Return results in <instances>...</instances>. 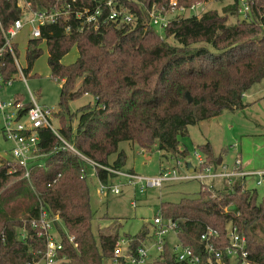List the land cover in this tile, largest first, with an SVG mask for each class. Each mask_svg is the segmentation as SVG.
<instances>
[{"label":"trees","instance_id":"1","mask_svg":"<svg viewBox=\"0 0 264 264\" xmlns=\"http://www.w3.org/2000/svg\"><path fill=\"white\" fill-rule=\"evenodd\" d=\"M28 1L34 10L67 8L56 22L40 27L39 38L28 39L23 73L40 56L44 40L50 76L60 83L54 118L59 133L74 150L51 130L41 128L40 151L47 160L33 166L28 177L11 157L0 158V264H41L45 239L30 222L42 211L54 219L62 243L58 264H106L113 259L119 234L117 230L94 234L96 213L90 205L86 162L81 155L95 163L97 179L107 186L116 174L106 168L122 170L125 164L119 142H130L147 152L156 148L163 157H185L186 149H180L179 143L189 125L224 110L244 108L245 92L264 79V0H245L250 4L248 19L239 17L240 0H229L222 12L212 8L199 16H174L163 28V37L150 23L149 9L152 4L167 9L170 0H114L131 14L129 23L103 20L107 12L103 0ZM194 1L177 3L189 6ZM97 5L103 10L97 27L75 15L79 7L93 10ZM22 16L16 0H0L3 27ZM73 46L77 58L63 64L61 59ZM6 62L8 76L15 67L10 57ZM82 95L90 96L93 103L70 112L68 103ZM197 148L205 164L217 166L209 142ZM112 154L116 156L111 161ZM239 181L221 190L201 185L194 197L161 202L158 214L175 220L177 239L203 256L200 234L207 227L219 232L221 249L227 243V226L234 227L246 238L248 259L264 264V195L259 197L256 189ZM149 235V228L143 226L138 234L126 237L135 248ZM155 262L187 264L175 260L167 243ZM222 262L238 264L227 255Z\"/></svg>","mask_w":264,"mask_h":264},{"label":"rangeland","instance_id":"2","mask_svg":"<svg viewBox=\"0 0 264 264\" xmlns=\"http://www.w3.org/2000/svg\"><path fill=\"white\" fill-rule=\"evenodd\" d=\"M229 0H213L209 2L208 9L215 8L222 12L223 7ZM233 18H230L231 22ZM159 37L164 36L162 28L154 26ZM29 39L28 28L25 27L14 39L19 43V60L23 67L25 62V46ZM41 54L34 61L30 71L23 76L16 77L6 89H0V98L3 100L12 99L14 96L22 95L25 101H30L29 92L39 105L58 107L60 83L51 78L47 63V49L44 42L40 44ZM78 52L75 46L63 56L61 62L69 64L77 58ZM93 103L90 96L82 95L68 103L70 112L86 103ZM243 102L246 106L235 111L224 110L221 114L199 121L187 127V134L180 138L179 148L186 149L185 157H175L173 154L162 156V152L153 148L146 151L132 145L130 142L121 141L118 150H123L125 154V164L121 168L123 171L132 172L142 177H152L158 175L163 170L175 169L177 175L187 173L186 163L189 162L196 168L195 173L200 171L199 161L195 156L198 153L201 157L204 154L197 148V145L209 142L213 155V160L221 158V164L211 167V172L229 173L235 170V162L238 159L240 167L246 172H257L264 170V79L254 84L243 95ZM54 127H58L56 118H51ZM72 128L76 124L75 118L72 120ZM10 143L0 137V158L10 157L8 149ZM115 154L110 156L114 160ZM47 158L42 161L45 163ZM180 164L177 165L176 161ZM86 183L89 187L90 205L95 211V218L92 221L94 234L97 236L98 230L108 232L118 231L119 238L127 239L126 235L138 234L143 226L149 228L150 235L146 242L152 243V221L158 214L161 202H177L183 197H194L199 192L201 185H212L214 189H223L226 185V177L199 179H181L165 181L160 187H145L142 192L139 186L128 182L123 176L116 175L108 180L107 186L102 187L95 174V167L92 163H85ZM259 176V175H258ZM257 175H247L245 177L235 176L233 181L240 180L248 189H256L259 197L264 195V181L257 184ZM213 180V181H212ZM117 186L118 193L111 190ZM118 238V239H119ZM168 245L172 246L176 242L174 233H169L166 237ZM151 249H154L153 247ZM106 264H117L109 260Z\"/></svg>","mask_w":264,"mask_h":264},{"label":"built area","instance_id":"3","mask_svg":"<svg viewBox=\"0 0 264 264\" xmlns=\"http://www.w3.org/2000/svg\"><path fill=\"white\" fill-rule=\"evenodd\" d=\"M74 1V0H72ZM213 0H195L189 6L178 5L177 0H170L169 7L162 9L156 7L154 4L149 9L150 23L153 26L164 28L169 19L174 16H199L202 12L208 9V4ZM215 1V0H214ZM17 6L23 12L22 18L15 19L9 26L3 27L0 22V89L10 85L12 81L19 75L26 78L23 73V66L19 60L18 42L14 39L25 27L28 28L29 38H39L41 36L40 27L45 24L56 22L58 17L64 10L51 7L49 9L34 10L31 9L30 1L16 0ZM103 6L106 7L107 12L103 18L111 20H121L129 23L132 21L130 13H126L123 9L118 7L114 0H103ZM117 6V8H116ZM250 11V4L245 0H240L237 12L242 19H248ZM103 10L100 5H97L93 10L87 6L79 7L75 11L77 17H83V21L97 27L100 21ZM68 29V27H66ZM44 41V40H43ZM16 44V47H15ZM11 58L15 67L14 72H10L7 76L6 61ZM30 101H25L23 98L14 96L12 99L3 100L0 98V137L4 141L10 143L8 154L14 162L21 166L25 171V176H29L30 169L37 165H43V159L46 153L40 151L39 145V129L48 128L56 137L63 143L64 146L74 150L59 133L58 127H54L51 123V118L57 111L56 106H43L34 101L32 93L29 92ZM199 161L200 171L195 173L187 169L185 175H177L175 169L163 170L158 175L152 177H142L138 174L127 172L123 170H114L106 168L116 175L126 177L128 182L139 186V191L142 192L145 187H160L165 181L181 180V179H199L226 177V184L230 185L233 177L247 175H259L257 184L264 181V170L257 172H246L240 167V162L237 159L235 162V170L229 173L211 172V165L205 164L204 157L195 153ZM85 162H90L95 165L90 159L81 155ZM177 165L180 162L176 161ZM187 168V167H186ZM102 187H106L102 185ZM211 188L212 185H204ZM111 190L115 193L119 192L117 186H113ZM56 218V217H55ZM54 219L49 218L45 211H42L37 220H31L30 225L36 230L38 236H43L45 239V248L40 258L41 264H58L56 258L60 250H62V243L57 238ZM178 226L175 220L170 218H162L160 214H156L152 221L153 242L149 247L146 241L141 245L131 248V239L119 238L113 247V261L117 264H156L155 259L160 256L166 242V237L169 233H174L176 242L170 246L176 261H182L187 264H223L222 257L227 255L228 258L234 259L238 264H253L248 259V253L245 249L246 238L243 234H239L235 228L227 226V243L221 249L219 232L216 229L207 227L201 234L200 240L203 244L204 256L196 253L195 249L188 245H183L177 239ZM154 249H151V248ZM152 250L154 252H152Z\"/></svg>","mask_w":264,"mask_h":264},{"label":"water","instance_id":"4","mask_svg":"<svg viewBox=\"0 0 264 264\" xmlns=\"http://www.w3.org/2000/svg\"><path fill=\"white\" fill-rule=\"evenodd\" d=\"M186 97H187L188 101L191 100L190 97H189V94H188V93H186ZM220 164H221V158L218 157L217 165H220ZM185 165H186V167H187V169H188L189 171H193V167H192L191 163L187 162Z\"/></svg>","mask_w":264,"mask_h":264},{"label":"crops","instance_id":"5","mask_svg":"<svg viewBox=\"0 0 264 264\" xmlns=\"http://www.w3.org/2000/svg\"><path fill=\"white\" fill-rule=\"evenodd\" d=\"M27 41H28V40H27ZM42 42H44V41L42 40ZM26 43H27V42H26ZM18 45H19V43H18ZM25 48H26V46H25ZM24 56H25V51H24ZM25 62H26V60H25ZM241 169H242V168H241ZM127 172H128V171H127ZM212 181H213V180H212ZM146 244H147L149 247L151 246V242H150V243H149V242H148V243L146 242ZM152 252H154V251L152 250Z\"/></svg>","mask_w":264,"mask_h":264}]
</instances>
